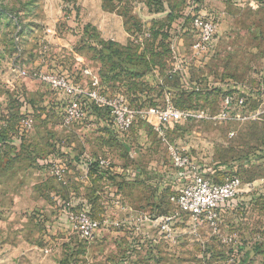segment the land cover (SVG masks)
Listing matches in <instances>:
<instances>
[{
  "label": "rangeland",
  "instance_id": "374dc122",
  "mask_svg": "<svg viewBox=\"0 0 264 264\" xmlns=\"http://www.w3.org/2000/svg\"><path fill=\"white\" fill-rule=\"evenodd\" d=\"M198 16L216 25L207 51ZM23 70L81 84L84 117L68 121V99ZM169 106L183 118L149 112ZM173 149L241 178L218 229L167 219L193 174ZM70 206L92 210L94 239ZM0 264H264V0H0Z\"/></svg>",
  "mask_w": 264,
  "mask_h": 264
},
{
  "label": "built area",
  "instance_id": "2783aa9c",
  "mask_svg": "<svg viewBox=\"0 0 264 264\" xmlns=\"http://www.w3.org/2000/svg\"><path fill=\"white\" fill-rule=\"evenodd\" d=\"M194 27L199 31V38L194 43L193 47L196 51H207L211 48L216 33V25L212 20L202 17H196L193 20ZM23 76H33L47 84H49L55 91H57L64 98L68 99L65 108L66 117L68 121L81 119L85 115L84 110V97L86 90L81 84L76 83L66 74L43 72L35 70L29 72L23 70ZM94 86L100 84L97 76L93 77ZM89 96L100 103L105 105L111 104L103 98L99 91L95 89L89 93ZM231 100L227 99V104ZM239 105L246 103L244 97L237 99ZM150 114L157 116L162 124L171 121H179L183 118V112L169 106L166 109L151 108ZM114 128L117 131L124 132L128 130L133 124L132 112L124 106L117 109L114 116ZM171 157L174 164L182 168H193V174L190 181L180 189L178 193H173L169 196V201L176 206V213L167 217L171 220L174 216H186L196 224L208 225L212 229H218L222 224V214L225 208L235 200L242 191L243 182L239 176H231L218 182L211 176L203 171H199L194 162L190 158L183 156L177 150H171ZM103 165L105 160H100ZM67 221L71 228L79 234V236L86 240L94 239L100 229V222L93 217L91 211L85 208L75 210L70 206L66 211ZM166 229H170L169 225L165 224Z\"/></svg>",
  "mask_w": 264,
  "mask_h": 264
},
{
  "label": "trees",
  "instance_id": "16d2710c",
  "mask_svg": "<svg viewBox=\"0 0 264 264\" xmlns=\"http://www.w3.org/2000/svg\"><path fill=\"white\" fill-rule=\"evenodd\" d=\"M238 91H240L242 94H244V95H246V96H248V97H250L251 96V93H248L247 91H244V90H238ZM86 207V206H85ZM91 211V213H92V210H90ZM93 214V213H92ZM94 217V216H93Z\"/></svg>",
  "mask_w": 264,
  "mask_h": 264
},
{
  "label": "crops",
  "instance_id": "0c3cea01",
  "mask_svg": "<svg viewBox=\"0 0 264 264\" xmlns=\"http://www.w3.org/2000/svg\"><path fill=\"white\" fill-rule=\"evenodd\" d=\"M225 210V209H224ZM224 212V211H223ZM222 218H223V215H222ZM222 225V224H221Z\"/></svg>",
  "mask_w": 264,
  "mask_h": 264
}]
</instances>
